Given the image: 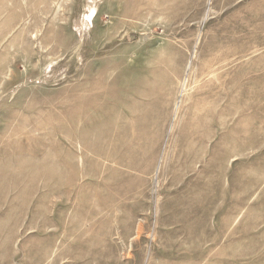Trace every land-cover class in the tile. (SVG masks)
Listing matches in <instances>:
<instances>
[{"label": "rangeland", "instance_id": "rangeland-1", "mask_svg": "<svg viewBox=\"0 0 264 264\" xmlns=\"http://www.w3.org/2000/svg\"><path fill=\"white\" fill-rule=\"evenodd\" d=\"M0 264H264V0H0Z\"/></svg>", "mask_w": 264, "mask_h": 264}, {"label": "bare ground", "instance_id": "bare-ground-1", "mask_svg": "<svg viewBox=\"0 0 264 264\" xmlns=\"http://www.w3.org/2000/svg\"><path fill=\"white\" fill-rule=\"evenodd\" d=\"M135 90L137 92L138 98L141 95H145V92L140 90L139 83L136 84ZM187 90H188V84L186 85V80H185L184 83H182L181 85L179 95L177 96V99L175 101L174 104L175 110L178 111L180 108H183L185 106L187 110L191 111L192 116L196 117V115H198L200 110L199 107L201 101L206 103V105L202 107V109H205L208 112V114H211L212 112L217 110L221 97L220 92L214 89L211 90L207 89L201 95L195 94L194 96H188ZM182 92H184L185 97H183ZM183 116L185 118V115Z\"/></svg>", "mask_w": 264, "mask_h": 264}]
</instances>
